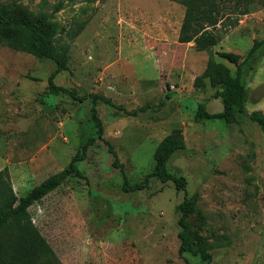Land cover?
<instances>
[{
    "label": "rangeland",
    "instance_id": "374dc122",
    "mask_svg": "<svg viewBox=\"0 0 264 264\" xmlns=\"http://www.w3.org/2000/svg\"><path fill=\"white\" fill-rule=\"evenodd\" d=\"M259 3L244 16L225 12L223 28L213 31L218 43L197 52L177 42L184 8L168 0H0L1 12L48 17L46 32L64 65L55 85L112 103L98 101L97 113L122 172L96 140L77 164L85 179L67 180L29 209L62 264H203L178 255L182 192L156 179L144 191L121 190L123 173L132 185L151 172L156 147L174 130L183 146L166 168L185 179L186 195L196 201L188 219L193 247L209 253L210 264H264V131L214 99L208 81L194 87L215 63L235 74L219 53L246 57L253 41L264 39ZM11 44L0 39V168L13 174L20 198L62 171L95 131L91 100L49 94L55 63ZM242 75L247 112L264 114L262 49L245 61ZM197 103L225 117L196 122Z\"/></svg>",
    "mask_w": 264,
    "mask_h": 264
},
{
    "label": "trees",
    "instance_id": "16d2710c",
    "mask_svg": "<svg viewBox=\"0 0 264 264\" xmlns=\"http://www.w3.org/2000/svg\"><path fill=\"white\" fill-rule=\"evenodd\" d=\"M168 1L177 3L184 8L177 42L180 45L192 43L197 52H209L218 43L219 38L216 34H213V31L223 28L226 18H229L224 16L225 12L244 16L250 13V8L254 3V0ZM87 2L94 3L95 0H87ZM259 4L264 6V0H260ZM47 20L46 15L34 19L21 12L4 13L0 11V39L11 40L13 43L11 46L17 51L26 52L39 59L52 60L55 63L56 68L48 78L49 94L59 95L62 93L73 97L79 102L90 99L92 102L90 118L95 135L89 137L86 142L82 141L80 143L75 155L62 171L48 177L23 197H16L12 189L8 169L4 168L0 171V264H62L33 224L29 209L49 193L58 189L67 180L85 179L77 164L85 161L87 148L94 145L96 140L108 146V151L114 158V168H121V172L123 170L120 165L118 166L114 149L103 138V126L97 113V102L101 101L105 105L112 106L110 100L96 94H87L84 97L77 98L73 91L54 84V77L64 71V65L57 58L53 34L50 35L46 32ZM231 24L235 25L234 22ZM82 29L83 24L79 25L76 30H71L69 38L71 40L76 38ZM258 49H262L264 52V39L253 41L246 57L231 52L219 53L220 58L234 66L235 74L232 75L225 65L215 63L205 69L201 76L195 78L194 87L200 88L204 81H208L209 86L216 91L213 95L214 99L221 100L229 106L234 114L247 118L264 131V114L260 111L248 113L246 110L247 89L242 77V67L245 61ZM224 117V113L208 112L204 103H197V108L194 111L196 122L222 120ZM182 146L181 132L174 130L156 147L153 154L154 166L151 172L144 176L140 182L132 185L129 184L123 173L124 181L121 190L125 194L144 191L149 188L152 179H156L162 184H173L175 189L184 195L182 202L177 206L180 215L177 222L180 228L177 234L180 242L178 255L191 254L194 257H199L203 264H210L211 255L201 248H194L193 241L189 237L190 225L188 219L196 211V201L194 198L187 197L185 179L171 175L166 168L172 154L181 149Z\"/></svg>",
    "mask_w": 264,
    "mask_h": 264
},
{
    "label": "crops",
    "instance_id": "0c3cea01",
    "mask_svg": "<svg viewBox=\"0 0 264 264\" xmlns=\"http://www.w3.org/2000/svg\"><path fill=\"white\" fill-rule=\"evenodd\" d=\"M3 168H5V167L2 166V167L0 168V170H2ZM13 170H14V169H13ZM10 177H13V174H12V173H10ZM12 182H13V181H12Z\"/></svg>",
    "mask_w": 264,
    "mask_h": 264
}]
</instances>
